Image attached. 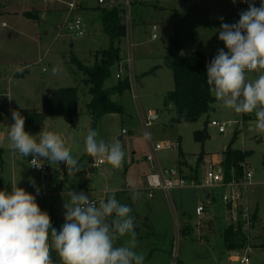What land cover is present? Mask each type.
I'll list each match as a JSON object with an SVG mask.
<instances>
[{
  "label": "rangeland",
  "instance_id": "rangeland-1",
  "mask_svg": "<svg viewBox=\"0 0 264 264\" xmlns=\"http://www.w3.org/2000/svg\"><path fill=\"white\" fill-rule=\"evenodd\" d=\"M33 1H0V88L4 90L0 92V132L5 136L3 139L0 138V147L4 149L2 155L0 153V190L7 188L8 181L10 183L18 181V186L36 196L37 203L42 210L49 213L52 224L57 229L64 223L65 201L61 195L63 192L83 191L98 202L112 193H115L119 201L125 195V204L132 208L131 215L135 219L136 236L142 235L141 238L136 237L135 251L144 255V264H176L178 261L184 264H243L229 260L233 251L225 249L218 232L213 242L205 240V236L208 237L215 230L213 221L207 223L204 220L201 228L197 226L200 220L196 215V206L203 199L202 194L198 197L194 189L181 188L171 190L170 196L163 191H156L155 196L151 197L148 191L140 189L152 165L146 160L149 154V140L145 133L151 135L154 143L181 136L178 148L163 149L159 153L165 166H175L179 160L180 150L190 155L198 154L203 148L209 153L222 155L234 132L239 129L242 131L232 148L252 152L247 159L254 173L251 191L253 196L258 195L256 200L262 207L264 217V133L250 130L255 122H243L242 115H237L216 102L213 109L201 115L197 121L179 123L175 120L176 113L165 103L169 93L174 89V75L170 66L172 58L169 56L168 48L170 42L179 37L182 41L183 55H189L197 50L216 55L218 49L225 48L224 43L218 39L220 25L222 22L235 23L239 20V13L243 11L241 0H236L235 4L232 0H132V57L134 73L137 75L134 93L139 98L136 100L131 88L124 96H116L114 99L124 105L123 113L105 115L96 129L99 133L97 139H103L109 144L118 140L119 136L123 137V140H118L125 152L119 169H114L108 164L106 158H102L104 164L94 167L95 161L84 153V137L89 129H93V119L87 107L91 99L90 85L85 82L87 77L71 62L73 54L69 51L70 43L64 51L56 50L62 47L64 37L73 39L76 47L82 45L84 48L98 50L107 48L110 39L103 30L99 32L98 43L95 40L83 39L86 37L84 35L76 38L69 34L70 30L66 29L67 13L55 26H52L53 21L50 17L42 20L44 24L39 20L25 17L22 13L26 10L48 12L52 8L50 2L37 0L38 4L35 5ZM6 4L7 8L4 9ZM14 10L20 14L13 13ZM79 10L82 11L81 5ZM155 25L159 27L156 31L157 39L152 38ZM61 28L64 32L59 37ZM46 32L49 33L48 36ZM39 38L45 39L44 43H40ZM128 43L129 38L126 34L120 50H125ZM47 48L49 53L46 60L37 63L38 54H43ZM92 52L88 50L79 53V57L81 56L82 62L86 65L91 66L95 62V55ZM120 57H126L125 52ZM120 61L115 64L114 78L110 84L119 80L115 73ZM126 71L127 66L124 74ZM257 74L255 71L249 73V79H255ZM65 87H77L79 90L81 97L78 114L73 118L49 117L45 120L43 128L59 132L66 145L71 148V154L80 163V171L74 177L65 172L67 169L65 164L52 165L47 160H44L49 164L46 174L31 170L28 164L31 155L28 157L16 155L7 137L8 128L13 123L11 114L13 109L41 111L43 96ZM8 96L12 98L9 99ZM149 109L158 113L159 118L144 128L139 110L147 115ZM213 120L224 123L227 131L221 133L218 128L211 126ZM206 122H209L207 124L209 138L202 144L195 140V133L202 129ZM77 145L79 147H76ZM31 180L40 188L39 193H36ZM130 185H135L141 194L135 202L131 199L129 189H126V186ZM256 209L258 222L257 224L254 222V229L247 233L248 248L240 250L239 253L249 258V264H264V220L261 217L260 206L258 205ZM184 210L187 211L186 216L182 215ZM184 221L193 226L194 231L191 234L182 233L185 228V225H182ZM224 227L220 229L221 233ZM153 231L156 232L154 236L151 235ZM127 239V236L120 238L115 244L120 246ZM52 256L54 260L58 259L54 252Z\"/></svg>",
  "mask_w": 264,
  "mask_h": 264
},
{
  "label": "clouds",
  "instance_id": "clouds-1",
  "mask_svg": "<svg viewBox=\"0 0 264 264\" xmlns=\"http://www.w3.org/2000/svg\"><path fill=\"white\" fill-rule=\"evenodd\" d=\"M241 2L248 8L239 13V20L220 25L218 39L227 51L218 49L207 63L206 83L221 107L237 115L255 113L252 127L264 133V0L259 7L254 0ZM254 71L258 72L256 78L249 79L248 74ZM11 114L13 123L7 133L10 147L22 156L31 155L30 166L39 169L47 160L52 165L65 164L70 176L80 171L79 161L59 132L41 128L34 135L25 130V117L19 111L13 109ZM98 135L97 130H88L84 153L94 161L106 158L119 169L125 157L121 143H106L97 139ZM31 183L39 193L35 181ZM129 191L133 202L140 198L135 185H130ZM61 195L64 223L57 229L36 196L18 186V181L11 183V191L0 190V264H144V255L135 251L132 208L117 200L115 193L98 203L83 191L69 190ZM126 236L122 245L115 244Z\"/></svg>",
  "mask_w": 264,
  "mask_h": 264
},
{
  "label": "trees",
  "instance_id": "trees-1",
  "mask_svg": "<svg viewBox=\"0 0 264 264\" xmlns=\"http://www.w3.org/2000/svg\"><path fill=\"white\" fill-rule=\"evenodd\" d=\"M100 13L103 30L110 39L109 46L95 53V62L91 66L86 65L74 55L71 57V62L87 77L85 82L90 85L89 93L92 98L87 107L93 119L94 130L97 129L105 115L123 113L124 105L114 98L116 96L122 97L131 88V82L128 77L110 85L114 78L113 70L115 64L121 59L120 46L123 42V37L126 35V27L120 16L121 8L103 6ZM25 16L29 18L35 17L31 12H25ZM168 48L170 50L169 56L172 58L170 66L174 75V89L167 97L166 106L176 113L177 117L175 120L177 122H195L201 115L209 113L212 110V105L216 102L206 83V65L214 55L199 50L189 55L181 54L182 42L179 37L173 39ZM79 95L77 87L60 88L52 92L50 97L47 94L43 96L41 111L32 109L18 110L25 117V130L35 135L44 127L45 120L49 117L73 118L79 112L81 97ZM170 104L174 105V107H170ZM242 120L245 123L255 121V113L243 114ZM207 124L206 122L203 129L195 133V140L202 142V144L209 138ZM241 131L237 129L234 132L227 150L223 153L221 166L224 169L225 181H230L234 175L242 177L244 168H242L240 163L246 161L252 154L250 151L232 148ZM182 152L180 150V155L183 154ZM204 155L205 151L202 150L195 166L196 172L200 171L199 168L204 161ZM183 161L187 164L185 160ZM187 178L193 179L197 183L200 182L199 173L195 178L193 176ZM190 227L184 228L182 233L190 234ZM222 235L223 244L227 251L240 252V250L248 248V235L244 231L241 221L236 225L229 224L224 227ZM168 252L171 254L170 251ZM176 264H184V262L178 261Z\"/></svg>",
  "mask_w": 264,
  "mask_h": 264
},
{
  "label": "built area",
  "instance_id": "built-area-1",
  "mask_svg": "<svg viewBox=\"0 0 264 264\" xmlns=\"http://www.w3.org/2000/svg\"><path fill=\"white\" fill-rule=\"evenodd\" d=\"M41 1H54L59 2L60 0H41ZM100 4L102 3L106 7L121 8V19L123 20V24L126 27V34L129 38V43L125 47V50H121L120 55H123L124 52L126 57L122 58L119 64H117V71L115 76L117 79L122 80L123 78L128 77L131 82V90L132 95L138 100L139 96L134 93L135 90V80L136 76L133 68V40L131 38L132 35V0H98ZM254 3L257 7L260 6V0H254ZM243 6V11L247 10L248 4L241 2ZM104 6V7H105ZM79 12V5L75 1H71L68 3V17L66 19V29L70 30L69 34H73L74 37L78 38L84 35L86 22ZM60 32L58 36H62L64 29H59ZM158 27L153 26L152 38L157 39V31ZM126 36V35H125ZM125 66H127L126 74H124ZM140 105V104H139ZM140 120L143 124L144 128H147L151 125V122L155 119L156 113L152 110L147 111V115L139 110ZM211 126L218 128L221 133H225L227 130L225 128V124L219 122L218 120L211 121ZM148 133V132H147ZM149 140V154L147 156L148 161L152 163V168L150 172L146 175V186L145 188L149 191V195L151 197L154 196L156 191H164L168 195H170L171 190L173 189H181V187H193V188H220L221 194L220 198L223 203V206L230 212L231 219L230 224L236 225L241 221L244 231L249 233L254 229V214L251 212L250 207L247 203L249 186L252 184V180L254 177V173L250 168L249 163L246 161L240 163L242 168H244V175L242 177H236L235 175L230 181H225L224 169L221 164L218 166L212 162L205 163V172L203 179L200 180L199 183L194 181L193 179H188L185 174L181 172L177 167H167L161 163L159 153L163 149H172L178 148L180 146L179 142L176 140H164L158 143H154L151 139V135L148 133L147 136ZM16 155H20L18 152L14 151ZM22 156V155H21ZM32 160V156L29 157V165ZM205 162V161H204ZM203 162V163H204ZM104 164V159L96 160L93 164L94 167H100ZM30 169L42 174H46L49 169V164L43 161L42 167L37 169L30 166ZM93 201H98L96 199H92ZM205 211L204 204H201L197 207L196 213L198 216H201ZM178 232V230H177ZM229 260L233 263H243L249 264V258L245 256H241L238 251H233L232 255H230Z\"/></svg>",
  "mask_w": 264,
  "mask_h": 264
},
{
  "label": "crops",
  "instance_id": "crops-1",
  "mask_svg": "<svg viewBox=\"0 0 264 264\" xmlns=\"http://www.w3.org/2000/svg\"><path fill=\"white\" fill-rule=\"evenodd\" d=\"M1 1V0H0ZM72 1H75V2H78L79 3V6L81 5L82 6V11L81 10H79V12H78V14H80L81 16H83V18H84V20H85V22H86V25H87V32L84 34V36H86V37H83V39H88V40H95V41H97V43H98V36H99V32H100V30H101V32H102V30H103V23H102V20H101V13H100V10H101V7H103V5H100V2L98 1V2H95V1H93V0H82V1H80V0H72ZM197 1V0H196ZM43 2H46V3H48V1H43ZM50 2V4H51V7L52 8H50L49 10H48V12L47 11H39V12H32V11H25V12H31L35 17L34 18H32V19H34L35 21H40V23L41 24H44V21H42L43 19H48L49 17L51 18V21H53V25L52 26H55L56 25V23H60L61 22V20L65 17V15H67L68 14V3L69 2H71V1H69V0H60L59 2H54V1H49ZM10 3V2H9ZM33 3L35 4V5H37L38 4V1L37 0H34L33 1ZM13 5V4H12ZM7 8V4H6V6L4 7V9H6ZM162 10H164V7H162L161 8ZM161 9H160V11H161ZM33 10V9H32ZM13 13H15V14H20L19 13V11H16V10H14V11H12ZM25 12L24 13H22V14H24V16H25ZM47 12V13H46ZM67 13V14H66ZM25 17H27V16H25ZM29 18V17H28ZM39 23V24H40ZM4 25H6V24H4ZM156 26V25H155ZM159 28V27H158ZM104 31V30H103ZM46 34H47V36L49 35V33L48 32H46ZM103 35V34H102ZM107 35V34H106ZM108 36V35H107ZM103 37V36H102ZM109 38V37H108ZM61 39H63V38H61ZM83 39H81V40H83ZM39 40H40V43L42 42V43H44V40L45 39H41V38H39ZM64 41H62V47H60V49L58 48V49H56V50H58V52L60 51H64V48L68 45V43H70V47H71V49L69 50L70 51V53H72L74 56H76L77 58H79L81 61H82V58H81V56L79 57V55L80 54H82L83 52H85V51H90V52H92V53H94V55H95V53L96 52H98L99 50H98V48H92V49H89V48H84V47H82V45H79V47H76V45H75V42H74V40L73 39H69L68 37H64V39H63ZM80 40V39H79ZM182 42V41H181ZM42 45V47H43V44H41ZM41 47V48H42ZM78 49V50H77ZM96 51V52H95ZM193 52H195V51H193ZM48 53H49V49L47 48L46 50H45V52L43 53V54H41V53H39L38 54V56H37V58L39 59L38 61H37V63H39V62H42V61H45L46 60V57L48 56ZM80 53V54H79ZM192 53V52H191ZM206 53V52H205ZM71 54V55H72ZM207 54H211V55H214L215 56V53H207ZM44 69V68H43ZM42 69V70H43ZM150 72H152V71H150ZM3 75H5V74H3ZM137 76V75H136ZM117 82V80L115 81V82H113L112 84H115ZM111 85V84H110ZM2 91H4V90H1V88H0V92H2ZM89 95H90V93H89ZM91 96V95H90ZM124 96V95H123ZM91 98H92V96H91ZM91 100V99H90ZM167 100V99H166ZM166 100H165V103H166ZM217 102V101H216ZM215 102V103H216ZM214 103V104H215ZM213 104V105H214ZM213 105H212V109H213ZM149 110H152V111H154L153 109H149ZM40 111V110H39ZM154 113H156L155 111H154ZM159 118V114L158 113H156V117H155V120L156 119H158ZM217 121V120H216ZM256 121V120H255ZM255 121H252V122H255ZM209 123V122H208ZM251 123V122H250ZM203 129V128H202ZM201 130V129H200ZM250 130H254L253 129V127L251 126L250 127ZM122 138L121 140H123V137L122 136H119L118 137V140H119V138ZM0 138L1 139H3V138H5V136H3V134L0 132ZM121 140H119V141H121ZM171 140H176V141H178L179 142V144H181V136H179V138H175V139H171ZM153 141V140H152ZM161 141H164V140H161ZM161 141H156V143H158V142H161ZM149 146H150V144H149ZM148 146V147H149ZM204 146V145H203ZM0 150H2L0 153H1V155H2V153H3V151H4V149L2 148V147H0ZM202 150H204L203 148H202ZM202 150L198 153V154H190V155H187L188 153H186V152H182L183 154L182 155H180V153H179V160H178V162H177V164L175 165V166H171V165H168L167 167H177L178 169H180L181 170V172L183 173V174H185L187 177H191V176H193L194 178H195V176H197V174L199 173L200 174V178H199V180H201V179H203V177H204V172H205V167H204V165H205V163H210V162H212V163H214V164H216L217 166L219 165V164H221V162H222V160H223V154L222 155H217V154H212V153H209V152H207V151H205V155H204V163H202V165L200 166V171L198 170L197 172H196V169H195V166H196V164H197V161H198V158H199V155H200V153L202 152ZM226 150H227V148H226ZM13 151V150H12ZM149 151V150H148ZM148 156V155H147ZM147 156H146V160H148L147 159ZM31 157V156H30ZM28 160H29V158H28ZM161 160V159H160ZM183 160H185L186 162H187V164L183 161ZM96 161V160H95ZM248 161V160H247ZM162 163V162H161ZM28 164H29V162H28ZM164 165V164H163ZM249 165H250V163H249ZM251 166V165H250ZM152 168V165H150V167H149V171L146 173V175L150 172V169ZM195 170V171H194ZM68 170L67 169H65V172L66 173H68L67 172ZM146 175H145V182H144V184H143V186L140 188L141 189V191H148L146 188H145V186H146ZM254 178V177H253ZM12 183V182H11ZM11 183H10V181H8L7 182V184H6V186H7V190L8 191H10V188H11ZM252 183H253V180H252ZM253 184H251L249 187V193H248V198H247V203H248V206L250 207V209H251V212H253V214H254V219H255V222H256V224H257V222H258V219H257V221H256V218H257V209H256V207L259 205L260 206V210H261V217H262V207H261V205H260V203H259V201L258 200H256V198L258 197V195L257 196H253V193H252V191H251V186H252ZM61 187V186H60ZM181 188H189V189H194L195 190V192H196V195L199 197L201 194H202V196H203V199H204V201H203V199L201 200V201H199L198 202V205L196 206V210H197V207L199 206V205H201V204H204V207H205V211H204V213L201 215V216H198L197 215V213H196V215L198 216L197 218H199V220H200V222H198V224H197V226L199 227V228H201V224H203L204 223V220H205V222H210V221H213V225H214V227H213V230H215V232H212L211 234H209V236L208 237H206L205 236V240L207 241V242H213L214 241V238H215V236H217V232L219 233V237H221L222 238V233L220 232V229L222 228V227H226L227 225H229L230 224V219H231V214H230V212L225 208V206H223V203H222V201H221V198H220V194H221V189L219 188H200V189H197V188H193V187H181ZM60 189V188H59ZM126 189H129V187L128 186H126ZM174 190V189H173ZM175 190H179V189H175ZM122 191V190H121ZM123 191H125V190H123ZM163 191V190H162ZM250 191H251V195H250ZM126 192V191H125ZM124 192V193H125ZM149 192V191H148ZM164 192V191H163ZM164 193H166V192H164ZM155 194L156 193H154V196H155ZM167 194V193H166ZM168 195V194H167ZM170 196V195H169ZM90 198H92V199H95L94 197H91V196H89ZM125 195H123L122 197H121V203H123V204H125ZM138 215V214H137ZM182 215L183 216H186L187 215V211L186 210H184V211H182ZM140 216V215H139ZM140 218V217H139ZM262 219L264 220V217H262ZM211 224V223H210ZM182 225H185V228L186 227H188V226H191V225H189L186 221H184L183 222V224ZM184 229V228H183ZM189 229V228H188ZM187 229V231H189ZM194 231V228H193V226H191L190 227V232L192 233ZM190 233V234H191ZM137 234V233H136ZM151 235H156V232L155 231H153V232H151ZM136 237H138V238H141L142 237V235L140 234H138V236H136ZM223 239V238H222Z\"/></svg>",
  "mask_w": 264,
  "mask_h": 264
},
{
  "label": "water",
  "instance_id": "water-1",
  "mask_svg": "<svg viewBox=\"0 0 264 264\" xmlns=\"http://www.w3.org/2000/svg\"><path fill=\"white\" fill-rule=\"evenodd\" d=\"M47 96H48V97H50V96H51V94H47ZM121 139H122V138L120 137V138H119V140H121Z\"/></svg>",
  "mask_w": 264,
  "mask_h": 264
}]
</instances>
